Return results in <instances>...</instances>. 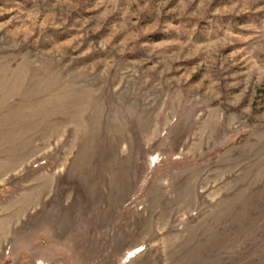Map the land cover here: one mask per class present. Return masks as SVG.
Returning <instances> with one entry per match:
<instances>
[{"label":"rangeland","instance_id":"obj_1","mask_svg":"<svg viewBox=\"0 0 264 264\" xmlns=\"http://www.w3.org/2000/svg\"><path fill=\"white\" fill-rule=\"evenodd\" d=\"M0 264H264V0H0Z\"/></svg>","mask_w":264,"mask_h":264}]
</instances>
